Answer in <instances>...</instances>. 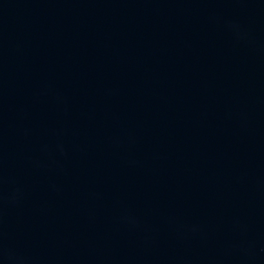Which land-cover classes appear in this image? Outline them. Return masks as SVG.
I'll return each mask as SVG.
<instances>
[{"label":"water","instance_id":"95a60500","mask_svg":"<svg viewBox=\"0 0 264 264\" xmlns=\"http://www.w3.org/2000/svg\"><path fill=\"white\" fill-rule=\"evenodd\" d=\"M0 264H264V0H0Z\"/></svg>","mask_w":264,"mask_h":264}]
</instances>
